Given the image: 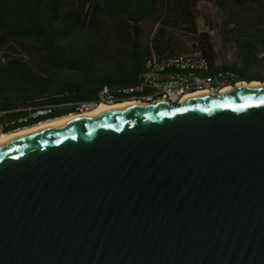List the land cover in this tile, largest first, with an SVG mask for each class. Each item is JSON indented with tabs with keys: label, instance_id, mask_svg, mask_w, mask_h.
<instances>
[{
	"label": "water",
	"instance_id": "obj_1",
	"mask_svg": "<svg viewBox=\"0 0 264 264\" xmlns=\"http://www.w3.org/2000/svg\"><path fill=\"white\" fill-rule=\"evenodd\" d=\"M143 102L0 140V264H264V86Z\"/></svg>",
	"mask_w": 264,
	"mask_h": 264
},
{
	"label": "trees",
	"instance_id": "obj_2",
	"mask_svg": "<svg viewBox=\"0 0 264 264\" xmlns=\"http://www.w3.org/2000/svg\"><path fill=\"white\" fill-rule=\"evenodd\" d=\"M213 1L264 0H0V110L14 120L4 132L79 112L77 104L97 100L103 85L137 84L152 57L198 52L207 74L230 85L264 80L247 70L258 48L249 37L237 48L241 66L219 61L197 22ZM217 29L225 48V23ZM37 110L47 111L33 116Z\"/></svg>",
	"mask_w": 264,
	"mask_h": 264
},
{
	"label": "bare ground",
	"instance_id": "obj_3",
	"mask_svg": "<svg viewBox=\"0 0 264 264\" xmlns=\"http://www.w3.org/2000/svg\"><path fill=\"white\" fill-rule=\"evenodd\" d=\"M184 59V61H180L174 60V58H165V65H159L156 69H154L153 84L156 85V87H163L172 81H196L212 83V81L221 80L218 78L219 76L217 77L214 75L207 74L209 70L207 64L204 61L199 60L197 55L184 54ZM141 74H146V69L142 71ZM255 86H264V83H261L257 80H252L250 82L238 81L233 85H227L222 87L218 94H231L233 91ZM207 94L209 93L205 90H202V88H195L194 92L193 88H183L182 97L178 103H183L189 99L204 96ZM123 96H128L130 97V99L120 102L100 101V103L98 104L83 106V108L80 109L79 112H70L62 116L39 121L29 126L21 127L9 132L0 133V140L46 128H56L64 126L68 123H72L74 121H78L87 117L107 114L113 109L127 104L145 105L146 102H141V99H153V93L147 92L143 89H132V91H128L127 89L112 90V97H114V100H120L119 97Z\"/></svg>",
	"mask_w": 264,
	"mask_h": 264
},
{
	"label": "rangeland",
	"instance_id": "obj_4",
	"mask_svg": "<svg viewBox=\"0 0 264 264\" xmlns=\"http://www.w3.org/2000/svg\"><path fill=\"white\" fill-rule=\"evenodd\" d=\"M222 21L225 23L229 40L225 48L222 47L221 36L217 29ZM197 22L199 29L209 34L210 42L220 62L230 63L236 59L238 66H241L238 45L243 39L251 38L258 46L255 51L257 57L250 56L247 70L251 73H264V47L259 41V38H264V1L259 4L242 6L229 1L204 3V11L198 17ZM14 46L20 49L17 44ZM238 56L240 60L237 59Z\"/></svg>",
	"mask_w": 264,
	"mask_h": 264
},
{
	"label": "built area",
	"instance_id": "obj_5",
	"mask_svg": "<svg viewBox=\"0 0 264 264\" xmlns=\"http://www.w3.org/2000/svg\"><path fill=\"white\" fill-rule=\"evenodd\" d=\"M192 55H200L198 52H192ZM201 56V55H200ZM165 58H174V60L184 61V53L175 54L173 56L162 57V58H150L149 64H147L146 74H140V81L137 84L125 87H118L114 89H127L128 91H132V89H143L147 90V92L153 93V100L155 99H163L169 102H179L182 97L183 88H193V92L195 88H202V90L207 91L210 95L217 94L220 89L224 86L230 85L229 78L224 80L212 81V83L205 82H182V81H172L166 86L156 87L153 84L154 77V69L159 65H165ZM205 59H203L204 61ZM107 85L101 86L97 92V100L81 102L77 104V110L82 109L83 106H90L91 104H98L100 101H117L112 97V90ZM47 110H37L32 115L43 114ZM19 121H25L26 118H20ZM14 120L8 119L6 117V112L0 110V133H3L5 129L13 124Z\"/></svg>",
	"mask_w": 264,
	"mask_h": 264
},
{
	"label": "flooded vegetation",
	"instance_id": "obj_6",
	"mask_svg": "<svg viewBox=\"0 0 264 264\" xmlns=\"http://www.w3.org/2000/svg\"><path fill=\"white\" fill-rule=\"evenodd\" d=\"M162 100H163V99H159V100H158V99H155V100H153V99H151V100L141 99V102H142V101H148V102H155V103H156V102H159V101H162ZM164 101H166V100H164Z\"/></svg>",
	"mask_w": 264,
	"mask_h": 264
}]
</instances>
